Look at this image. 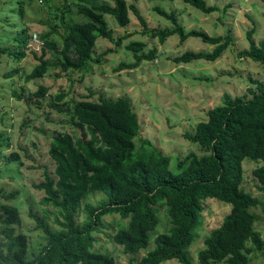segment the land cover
Instances as JSON below:
<instances>
[{"label": "trees", "instance_id": "16d2710c", "mask_svg": "<svg viewBox=\"0 0 264 264\" xmlns=\"http://www.w3.org/2000/svg\"><path fill=\"white\" fill-rule=\"evenodd\" d=\"M42 1L48 6V0ZM111 1L112 4L101 0L98 4L96 0H76L63 6L56 15L57 26L62 28L59 51L55 50L57 43L49 38L50 32L37 35L41 40L39 52L30 43L34 34L20 33L12 37L18 49L0 46V54L18 64L26 57L28 48L38 63L26 74L25 81L42 78L50 68H58V76L61 73L69 77L75 71L84 73L98 37L117 46L134 33L113 37L105 15H112L122 27L129 23L130 11L141 23L143 32H150L160 42L177 34L180 41L193 36L213 45L210 51L182 52L173 57L177 64L194 60L213 62L232 42L229 34L210 36L203 30L186 31L174 13L160 7H155L156 11L170 19L174 27L149 29L136 5L126 0ZM182 1L205 13L217 9L206 0ZM19 3V12L23 14V3ZM27 30L26 25L21 29ZM250 34L249 47L238 55L264 66V39L256 44ZM144 47L141 41L128 42L126 48L135 51L134 61H121L114 69H133L142 60L155 58V50L139 53ZM49 51L55 57L53 61L47 57ZM112 51L107 48L97 60ZM16 71L17 68L13 69L8 76ZM250 81L253 86L247 88L246 94L225 93L221 104L207 110L206 118L193 131L184 133V138L197 143L201 152H188L179 158L174 169L170 166L172 157L150 140L135 144L140 124L125 98L111 100L101 96L98 100L71 101L69 124L79 132L76 135L58 132L52 137L48 152L54 162L53 175L45 171L43 180L32 185L43 192L40 199L43 211L41 215L29 212V216L35 221V229L45 235L46 242L32 258L26 257L28 236L23 232L15 234L20 222L19 208L8 202L19 191L5 193L0 188V264H121L101 250L97 235L121 246L125 254L146 250L128 264H161L170 259L175 260L173 264H191L188 245L194 231L202 225L201 213L207 198L225 202L229 211L204 238L202 248L197 251L198 263L248 264L252 254L264 252V239L254 227L258 217L252 210L260 199L242 188L243 160L247 157L258 162L252 173L259 190L264 191V82L256 78ZM22 89L12 92L17 99L29 103L49 96L55 100L49 103L50 108L58 112L67 110L61 106L69 104L62 101L65 94L53 95L46 84L27 92ZM18 157V153L11 152L8 160ZM96 192L103 193L105 198L97 204L87 201ZM46 207L55 211L53 216ZM162 208L169 227L158 231ZM80 209L83 219L78 223Z\"/></svg>", "mask_w": 264, "mask_h": 264}, {"label": "rangeland", "instance_id": "374dc122", "mask_svg": "<svg viewBox=\"0 0 264 264\" xmlns=\"http://www.w3.org/2000/svg\"><path fill=\"white\" fill-rule=\"evenodd\" d=\"M23 3V14L19 12ZM48 6L41 0H0V46H10L18 49L12 40L16 34L48 33L57 45L55 50L62 47L60 35L62 28L57 26L56 15L60 10L74 0H48ZM112 4L111 0H108ZM88 2V0H87ZM134 4L145 18L147 28H173L174 24L166 16L158 13L155 7H160L167 13H174L178 23L186 31L190 29L203 30L210 36L229 34L232 42L226 51L215 61L194 60L186 64H177L173 57L186 50L210 51L213 45L203 42L198 37H188L179 40L173 34L164 42L154 37L150 32L144 33L143 27L133 12H129L130 21L126 26L116 23L112 15H105L109 32L113 37L134 32L123 39L120 45L108 39L97 38L90 61L84 66V73L75 71L69 77L58 74V68H50L42 78L25 81V76L37 64V60L25 49L26 57L18 64L0 54V188L5 193L18 190L19 193L9 203L19 208L20 222L15 227V234L23 232L28 236L27 258H32L46 242L45 235L35 229V221L29 212L42 214L43 205L40 199L42 191L32 187L34 183L43 180V172L53 175L54 162L48 148L50 140L58 132H68L76 135L79 131L69 124L72 102L89 98L98 100L99 97L116 100L119 97L130 102L140 124L135 144L139 145L144 139L150 140L164 154L170 155L171 168L176 167L179 158L190 151L201 152L197 143L184 138L185 132L194 130L195 125L206 118L205 113L215 105L221 104L224 94L231 96L243 95L248 87L253 86L251 79L264 82V66L249 58L239 56L242 49L249 47L248 32L257 44L264 39V0H206L208 5L217 7L215 11L205 13L182 0H126ZM101 3V0H96ZM69 20L68 17L65 18ZM28 26V30L21 29ZM51 27L53 30L51 31ZM34 35L33 38L38 36ZM31 37V35H30ZM137 40L145 44L139 53L155 50V58L142 60L133 69L114 68L121 62H133L135 51L127 49L126 44ZM31 42V39H30ZM34 46V45H33ZM37 52L39 48L34 46ZM107 48L113 49L101 60L97 57ZM38 49V50H37ZM50 61L55 59L47 53ZM17 71L8 76V73ZM46 84L57 92L65 94L63 100L69 101L61 105L67 109L58 112L50 108L55 101L46 96L38 101L27 103L24 99H17L12 92H20L22 87L27 92L36 90L39 84ZM22 89V90H23ZM60 101V103H62ZM26 121L27 124L23 122ZM11 152L18 153V159L9 161ZM258 162L247 157L243 160L244 178L242 188L260 199L252 210L257 215L255 229L264 239V191H260L252 173ZM105 195L101 192L91 194L87 201L97 204ZM209 199V200H208ZM50 215L54 210L46 207ZM229 211V205L223 201L207 198L201 213L202 225L194 231V238L188 245L191 264H199L197 251L202 248L204 238L211 229L218 226L223 216ZM161 222L156 227L158 231H165L169 222L161 209ZM108 222V217H106ZM83 219V210L77 215V222ZM113 219V217H112ZM52 223V222H51ZM53 227H56L54 224ZM101 250L111 254L121 264H128L131 258L139 259L146 250L135 254H125L122 247L115 242L107 241L104 235H97ZM153 247L150 241L149 248ZM170 259L161 264H173ZM248 264H264V252L252 254Z\"/></svg>", "mask_w": 264, "mask_h": 264}, {"label": "clouds", "instance_id": "9594fccd", "mask_svg": "<svg viewBox=\"0 0 264 264\" xmlns=\"http://www.w3.org/2000/svg\"><path fill=\"white\" fill-rule=\"evenodd\" d=\"M34 35H36V34H34ZM34 35H33V36H34ZM33 36H32V41H31L30 43L32 44V46H33V45H34V46L37 45V47H38V43H41V40L38 38L39 41H35L34 38H33ZM36 36H37V35H36ZM34 46H33V47H34Z\"/></svg>", "mask_w": 264, "mask_h": 264}, {"label": "built area", "instance_id": "2783aa9c", "mask_svg": "<svg viewBox=\"0 0 264 264\" xmlns=\"http://www.w3.org/2000/svg\"><path fill=\"white\" fill-rule=\"evenodd\" d=\"M34 40L37 41V38H35Z\"/></svg>", "mask_w": 264, "mask_h": 264}]
</instances>
